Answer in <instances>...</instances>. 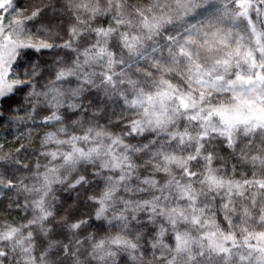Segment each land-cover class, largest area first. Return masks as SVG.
<instances>
[{
    "label": "snow or ice",
    "instance_id": "snow-or-ice-1",
    "mask_svg": "<svg viewBox=\"0 0 264 264\" xmlns=\"http://www.w3.org/2000/svg\"><path fill=\"white\" fill-rule=\"evenodd\" d=\"M68 7L75 23L56 43L58 33L43 28L41 38L27 27L40 8L26 14L0 0V109L27 92L26 116L11 119L26 123L45 108L41 124L51 128L40 137L44 164L37 158L29 168L24 143L0 151V163L18 174L0 173V189H15L23 196L17 207L33 213L0 230V264L9 257L63 264L61 255L72 264H120L122 256L133 264H264V0H68ZM53 49L71 54L56 53L53 71L28 55ZM109 101L120 109L111 117L120 131L97 119ZM68 113L76 118L69 122ZM221 144L251 167L250 178H236L235 165L227 170ZM89 168L103 183L89 198L94 218L117 231L50 238L56 186L90 183L81 174ZM86 223L68 227L75 235Z\"/></svg>",
    "mask_w": 264,
    "mask_h": 264
},
{
    "label": "trees",
    "instance_id": "trees-1",
    "mask_svg": "<svg viewBox=\"0 0 264 264\" xmlns=\"http://www.w3.org/2000/svg\"><path fill=\"white\" fill-rule=\"evenodd\" d=\"M14 2L18 8L25 10L26 14L34 11L36 8L41 9L40 14L34 20L27 22V27L35 35L45 38L42 29L48 28L52 32L58 33V35L54 36L56 43H62L65 39H68L67 30L70 25L75 23L73 13L68 7V0H14ZM82 43L84 42L82 41ZM56 53H59L65 59L71 58V54H66V50L64 49H53L52 52L45 50L40 54H35L29 50L28 55L38 58L42 63L46 62V68L49 71H53V59ZM17 63H20L19 58L17 59ZM13 68L15 69V65ZM44 82L46 81H41V83ZM26 96L27 92L18 93L14 100L10 101L11 108L5 104L0 109V112L3 113L0 115V144H3V149L0 151L14 152L21 143H24L29 151L23 152L20 158L28 163L29 168H32L37 158L41 164L46 163L43 157H37V153L40 151V137L45 131L51 130L50 126L41 124L42 119L49 114L50 110L37 108L33 120L27 121L26 123H15L11 117L14 114L26 116V111L30 108V105L24 99ZM90 98L95 104L97 100L96 95L92 93L90 94ZM101 106L104 108V111L97 117L99 123L107 125L113 131H120V126L116 123L115 118H111L113 110L119 113L120 109L112 101ZM76 115V113H68L66 114V120L70 122L76 118ZM29 129L32 130L31 141L28 135ZM131 142L136 143V140L132 139ZM218 155L227 162L226 168L228 171H231L232 165H235L236 178H240L242 173L247 174L249 178L251 177V167L246 164H241L226 146L222 144L218 146ZM215 163L219 165L220 161L217 160ZM15 167L17 166L0 163V173H5L8 178L15 180L16 175H18L13 172ZM5 169H8V171L5 172ZM91 173L92 169L90 168L87 170L81 169V174L87 176L91 181L86 185H78L76 188H68L66 185L56 186V197L51 201L54 215L47 222L52 228V231L49 233L50 238L63 243H69V241L77 237L84 239L91 234L96 239H101L117 231L116 228L109 225L106 221L95 220L94 218L97 205L89 198L100 194L103 183L99 178L93 177ZM22 203L23 196L17 199L15 189H0V230L5 225H24L32 218L33 213L31 209L17 207V204ZM78 220H86L87 223L82 225L80 229L75 230L74 235L73 230L68 226ZM220 223L223 227H227L222 219ZM139 227L143 228L144 226L141 224ZM147 231L150 232L151 229L149 228ZM166 239L171 242L170 237ZM45 243L46 241L44 239L37 236L38 247L44 246ZM86 246L87 242H85ZM144 248H148L147 240L144 241ZM10 259L11 257L5 261V264H9ZM57 259H62L63 264H72L70 257L61 255ZM120 264H133V262L122 256L120 257Z\"/></svg>",
    "mask_w": 264,
    "mask_h": 264
}]
</instances>
